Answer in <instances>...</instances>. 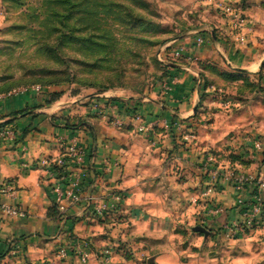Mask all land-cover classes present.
Instances as JSON below:
<instances>
[{
    "label": "crops",
    "instance_id": "1",
    "mask_svg": "<svg viewBox=\"0 0 264 264\" xmlns=\"http://www.w3.org/2000/svg\"><path fill=\"white\" fill-rule=\"evenodd\" d=\"M187 1L197 18L158 52L159 59L181 48L182 57L159 60L161 73L144 91L64 83L0 93V187L11 188L0 195V264H252L262 257L264 212L239 234L227 226L242 220L238 198L264 197V0ZM52 92L60 93L54 101ZM61 142L80 154L78 165L67 159V180L78 167L87 171L80 200L62 211L42 168L60 156ZM112 202L114 210L96 213ZM80 242L86 260L58 256ZM104 247L111 255L102 262Z\"/></svg>",
    "mask_w": 264,
    "mask_h": 264
},
{
    "label": "rangeland",
    "instance_id": "2",
    "mask_svg": "<svg viewBox=\"0 0 264 264\" xmlns=\"http://www.w3.org/2000/svg\"><path fill=\"white\" fill-rule=\"evenodd\" d=\"M72 4L66 12L59 0L3 1L0 89L69 79L81 88L144 91L161 73L160 48L197 18L187 0ZM261 254L252 264H264Z\"/></svg>",
    "mask_w": 264,
    "mask_h": 264
},
{
    "label": "built area",
    "instance_id": "3",
    "mask_svg": "<svg viewBox=\"0 0 264 264\" xmlns=\"http://www.w3.org/2000/svg\"><path fill=\"white\" fill-rule=\"evenodd\" d=\"M203 39L198 38L197 43H202ZM182 57V49L176 48L172 50L169 54H163L160 56L159 60L163 63H169L172 60L176 58ZM34 89L36 91H39L41 89V86L35 85ZM187 137H191V134H187ZM61 154L58 158L53 160H45L42 162V168L46 171V173L49 176V179L52 180L51 183V189L55 194V205L58 210L62 211L65 208V202L71 201V202H78L81 198V191H82V185L80 182L81 177L83 178L87 171L83 170L82 168H77V176L73 179H68L69 174L57 176V171L53 168V166H63L66 164L67 159L74 158L76 164H79V151L78 149L70 144L65 145L61 142ZM254 147L256 149L261 148V144L258 141L254 142ZM242 183V179H238ZM258 187L260 190L264 188V182H259ZM11 188L5 183L0 187V195L10 193ZM114 201H117L120 199L119 194H114L113 198ZM89 201V199H88ZM238 207L240 208V213L242 215L241 222L229 224L227 226L228 233L230 235H235L241 233L244 229H250L255 227L259 220L261 214L264 212V197L261 196V193H255L251 200H248L245 202L243 198H238L237 203ZM116 207L115 202L110 203L108 206L107 204L103 205L100 209L96 210V213L101 216L104 215L105 212L109 210H114ZM218 211H221V208L217 209ZM4 211L8 215H15L19 213L16 209L11 207L4 208ZM0 227H1V220H0ZM71 253L75 257L79 258L80 260H86L87 259V251L86 246L83 243H76L70 247L63 246L59 248L58 250V256L63 259L68 256V254ZM111 255V249L109 247H104L100 250L99 256L102 262H105L108 260L109 256Z\"/></svg>",
    "mask_w": 264,
    "mask_h": 264
},
{
    "label": "trees",
    "instance_id": "4",
    "mask_svg": "<svg viewBox=\"0 0 264 264\" xmlns=\"http://www.w3.org/2000/svg\"><path fill=\"white\" fill-rule=\"evenodd\" d=\"M3 1H6V0H3ZM60 2H65V3H67V7H66V12H68L69 10H70V8H71V6L73 5L72 4V0H59ZM74 6V5H73ZM96 8H98V7H96ZM99 9V8H98ZM72 84V83H75V81H72V80H69V79H67V80H58V79H52V80H49V81H47V82H44V83H39L38 84V82L36 83H23V84H20L19 86L20 87H26V86H30V85H39V86H57V85H60V84ZM11 86L9 85V86H3L1 89H0V93H7V92H10V91H12L11 89L12 88H10ZM87 87H93V88H95L94 86H92V85H87ZM99 91H106V90H108L109 88H105V87H101V88H99V87H96ZM59 92H52L51 94H50V100L51 101H54L55 99H57L58 97H59ZM113 101H118L117 99H113ZM82 123V121H78V122H76V123H74V124H69L68 126H70V127H78L80 124ZM53 168L57 171V176L59 177V176H61V175H66L67 174V165L65 164V165H63V166H60V167H57V166H53ZM254 193H255V191H254ZM246 201H248V199L247 200H245V202Z\"/></svg>",
    "mask_w": 264,
    "mask_h": 264
},
{
    "label": "water",
    "instance_id": "5",
    "mask_svg": "<svg viewBox=\"0 0 264 264\" xmlns=\"http://www.w3.org/2000/svg\"><path fill=\"white\" fill-rule=\"evenodd\" d=\"M193 230H195V231H199V232H202V233H204L205 235L208 234V230H207L204 226H202V225H197V226H195V227L193 228ZM148 262H149V263H152V260L149 259Z\"/></svg>",
    "mask_w": 264,
    "mask_h": 264
}]
</instances>
